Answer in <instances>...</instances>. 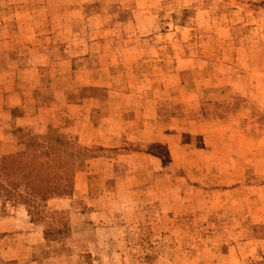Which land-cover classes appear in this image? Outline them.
Here are the masks:
<instances>
[{
  "label": "rangeland",
  "instance_id": "obj_1",
  "mask_svg": "<svg viewBox=\"0 0 264 264\" xmlns=\"http://www.w3.org/2000/svg\"><path fill=\"white\" fill-rule=\"evenodd\" d=\"M49 1L59 12L41 17L57 41L38 49L17 27L24 17L0 3V52L36 72L15 85L37 100V55L46 56L43 102L50 85H68L93 122L129 110L106 147L102 132L91 142L60 127L40 133L73 144L82 188L60 195L68 209L49 198L30 206L34 226L21 212L0 225V264H264V0ZM3 22L15 43L3 42ZM10 131L19 138L10 156L23 157L37 133ZM4 197L0 217L18 205Z\"/></svg>",
  "mask_w": 264,
  "mask_h": 264
},
{
  "label": "crops",
  "instance_id": "obj_2",
  "mask_svg": "<svg viewBox=\"0 0 264 264\" xmlns=\"http://www.w3.org/2000/svg\"><path fill=\"white\" fill-rule=\"evenodd\" d=\"M0 3L3 7L1 10L2 13L5 12L4 8L13 7L17 9V14L24 17L23 20L16 18L17 27L19 31L23 30L28 32L29 37L37 40V42H34V46L37 45V49L40 47L45 48V46H49L48 44H51L52 42L56 43L57 40L52 39L54 34L49 35L52 32L53 27L46 30L47 26L46 28L44 26L49 23L48 19H46V17H41V15L45 16L58 14L59 11L58 7L56 8L55 1L50 3L49 0H0ZM67 3L68 4L65 6L63 13L71 14L74 11V8L71 6L72 2L68 1ZM79 8L81 10L83 6L80 5ZM40 19L42 20L40 21ZM61 27H64L65 34H67L68 25ZM1 29L3 37L9 38L7 40L5 39L3 42L15 43V41H17L9 34L7 22H3L1 24ZM69 30H71V28H69ZM44 39L47 40L44 41ZM0 57V158L10 156L19 149V138L10 131L11 127L37 134L60 127V129L64 130L66 133H70L78 139L83 141L87 140L88 142L92 141V137L95 136V134L102 132L105 140L104 142L99 143L103 144L105 147L109 146L113 140V142H118L120 140L118 137L123 136L124 133L122 132V127L125 126L123 121L124 114L129 110L126 107L123 108L122 106H117V108H110L107 110V116L105 118H103V116V119L98 122H95L96 120L93 122L90 118L92 105L87 107L84 100L82 103H80V100L75 101L72 91L74 88L73 86L68 85L63 87H52L50 85V97L46 102H43L39 97V91H41L40 89L45 86H41L40 79L42 75L39 73V70L40 72H44V70L49 67V59L46 56H41V58H39L38 55L37 70H35L37 71L36 100L33 93L27 91L28 87H24L21 84L15 85L14 83L15 79L19 78V76L22 77L29 74L31 75V78H34L36 72L20 65L21 62L19 58L13 59L11 56L7 55L6 52H0ZM65 58L67 59L68 57ZM70 59L72 58L70 57ZM13 62H15V64H13ZM65 73L66 76H68V73ZM90 83L91 80L87 78L80 83V87L83 89L89 88ZM24 85L26 86V84ZM151 85L144 91V94L149 98V100H153L155 103V97L153 96L155 92ZM24 88L26 89L24 90ZM97 88L101 89L102 87ZM142 92L143 91L136 89L134 92H129L128 94L134 95L136 100L141 97ZM146 97L145 100L147 101ZM145 104L147 105L148 101L145 102ZM94 107H99V105ZM14 108H19L20 113L12 115L11 110ZM142 109H144V107L139 110L142 112L141 122H143L146 117V114ZM144 127L145 129H143L142 132L150 131L147 130V125H145V123ZM139 130L141 132V128ZM141 141L147 142L144 139H141ZM134 152L135 151H131L129 154H133ZM103 158L105 157L100 155L93 157L91 160L100 162ZM81 188V186L76 185V182L74 183V192ZM47 203H54V207L56 209H68L70 207V198L64 196L52 197L47 200ZM0 204L3 206L2 202H0ZM13 208L15 209L11 214L2 215L0 217V225L15 223L14 221H16V215H14V213L17 212H21L22 215H24V221H26L27 224L33 226L36 224L35 221L31 219L24 205H14Z\"/></svg>",
  "mask_w": 264,
  "mask_h": 264
},
{
  "label": "trees",
  "instance_id": "obj_3",
  "mask_svg": "<svg viewBox=\"0 0 264 264\" xmlns=\"http://www.w3.org/2000/svg\"><path fill=\"white\" fill-rule=\"evenodd\" d=\"M23 157L0 158V193L12 204L30 206L52 196L70 195L74 189L76 151L56 132L31 134Z\"/></svg>",
  "mask_w": 264,
  "mask_h": 264
}]
</instances>
